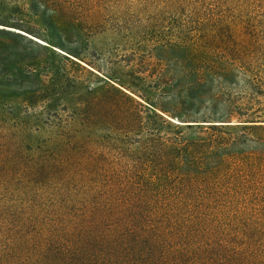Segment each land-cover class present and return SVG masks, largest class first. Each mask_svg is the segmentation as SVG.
<instances>
[{"label": "trees", "instance_id": "1", "mask_svg": "<svg viewBox=\"0 0 264 264\" xmlns=\"http://www.w3.org/2000/svg\"><path fill=\"white\" fill-rule=\"evenodd\" d=\"M5 4L60 31L110 11L163 95L225 107H159L180 123L115 110L110 155L0 126V264H264V0Z\"/></svg>", "mask_w": 264, "mask_h": 264}, {"label": "rangeland", "instance_id": "2", "mask_svg": "<svg viewBox=\"0 0 264 264\" xmlns=\"http://www.w3.org/2000/svg\"><path fill=\"white\" fill-rule=\"evenodd\" d=\"M41 20L0 6V126L13 127L32 149L45 145L56 154L70 140L79 155H110L117 147L110 142L115 110L132 105L144 122L154 112L180 123L159 107L198 115L225 107L204 97L179 103L163 95L146 78L147 65L139 59L143 49L114 32L110 11L95 25L64 31L47 15Z\"/></svg>", "mask_w": 264, "mask_h": 264}]
</instances>
